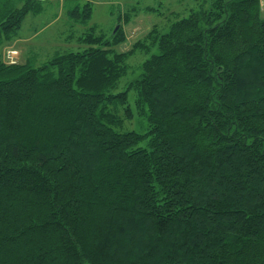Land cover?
Here are the masks:
<instances>
[{
  "label": "trees",
  "instance_id": "trees-1",
  "mask_svg": "<svg viewBox=\"0 0 264 264\" xmlns=\"http://www.w3.org/2000/svg\"><path fill=\"white\" fill-rule=\"evenodd\" d=\"M41 6L0 0V53ZM154 11L39 67L0 56V264H264L260 0H212L116 51ZM67 14L85 25L92 8ZM130 90L145 135L124 130Z\"/></svg>",
  "mask_w": 264,
  "mask_h": 264
},
{
  "label": "rangeland",
  "instance_id": "rangeland-1",
  "mask_svg": "<svg viewBox=\"0 0 264 264\" xmlns=\"http://www.w3.org/2000/svg\"><path fill=\"white\" fill-rule=\"evenodd\" d=\"M212 0H42V12L37 16L28 15L22 23L16 40L2 48L1 61L7 65L24 64L27 59L33 66L44 64L54 51L77 52L80 50L78 38L88 29L96 27L97 30L109 36L119 30V18L131 7H151L152 13H140L128 25H123L125 42L116 48L124 53L131 50L132 46L142 40L153 26L167 32L174 22L185 19L192 11L202 8L207 10ZM264 16V0H260ZM90 4L92 8L91 19L87 24H76L67 14L77 7ZM199 6H202L200 8ZM157 54H136L129 62V71L116 90V93L126 91L127 85L134 82L141 73V64ZM11 60V61H10ZM136 94L128 92V105L134 112V119L124 123L125 131H132L139 135L147 133V122L144 116H137L135 112ZM141 148H147V140L141 141Z\"/></svg>",
  "mask_w": 264,
  "mask_h": 264
},
{
  "label": "built area",
  "instance_id": "built-area-1",
  "mask_svg": "<svg viewBox=\"0 0 264 264\" xmlns=\"http://www.w3.org/2000/svg\"><path fill=\"white\" fill-rule=\"evenodd\" d=\"M11 61V60H10Z\"/></svg>",
  "mask_w": 264,
  "mask_h": 264
}]
</instances>
